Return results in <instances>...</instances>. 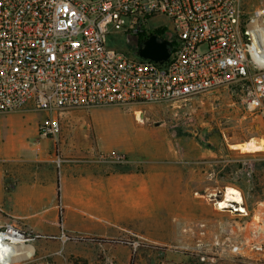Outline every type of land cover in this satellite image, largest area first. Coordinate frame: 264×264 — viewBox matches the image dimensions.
<instances>
[{"label":"built area","instance_id":"built-area-1","mask_svg":"<svg viewBox=\"0 0 264 264\" xmlns=\"http://www.w3.org/2000/svg\"><path fill=\"white\" fill-rule=\"evenodd\" d=\"M253 16L248 22L242 0H0V112L34 105L48 115L39 132L50 137L60 132L65 110L164 104L229 88L241 89L243 104L264 125V64L253 57L249 30L253 20H264V7ZM161 18L170 26L151 28ZM157 28L166 31L153 34ZM119 32L137 36L136 55L108 45ZM153 35L169 49L162 63L140 55ZM106 161L130 163L123 153ZM253 235L242 246L232 241L231 251L257 261L243 250L264 252V233ZM0 237L34 240L1 218Z\"/></svg>","mask_w":264,"mask_h":264},{"label":"rangeland","instance_id":"rangeland-1","mask_svg":"<svg viewBox=\"0 0 264 264\" xmlns=\"http://www.w3.org/2000/svg\"><path fill=\"white\" fill-rule=\"evenodd\" d=\"M261 7L264 0H242L248 22ZM160 24L170 26V20L156 19L151 28ZM108 45L136 55L138 38L122 32L111 33ZM242 95L241 89L222 88L178 102L60 112L64 132L75 128L88 130L90 145L96 149L103 144L107 149L125 153L130 164L151 163L153 211L148 208L138 214L123 213L116 227L109 221H97V225H105L106 236L64 229L60 234L35 232L30 243L33 255L10 264H256L234 254L230 249L233 240L229 237V226L251 222L264 205V151L249 153L231 147L237 142L264 138V125L243 104ZM19 109L29 111L36 119L48 116L32 104ZM24 118L29 115L25 113ZM5 121L0 115V143L8 153L20 140L41 148L48 144L45 139L37 140L32 126L21 123L8 126ZM79 148L86 151V141H81ZM66 160L82 159L72 154ZM140 168L145 171L143 166ZM229 187L240 191L247 217L216 207L215 203L223 199ZM194 198L201 201V221L187 225L184 218L193 215L186 209L195 205ZM64 201L58 199L56 211L61 228L67 216ZM86 219L89 220L88 215ZM91 239L106 242L93 243ZM242 240L239 235L240 246L245 244Z\"/></svg>","mask_w":264,"mask_h":264},{"label":"crops","instance_id":"crops-1","mask_svg":"<svg viewBox=\"0 0 264 264\" xmlns=\"http://www.w3.org/2000/svg\"><path fill=\"white\" fill-rule=\"evenodd\" d=\"M25 113L29 115L28 119L24 118ZM0 115L6 120V125L21 123L32 126L37 140L48 141L41 148L20 140L9 149V153L0 143V215L3 222L13 223L30 235L35 232L60 234L64 229L106 236L105 225H97V221H109L116 227L117 222L122 221L120 215L123 213L138 214L148 208L153 211L154 173L151 163L106 161L111 155L122 152L107 149L103 144L96 149L95 145H90L92 140L88 130L75 128L64 132L61 125L58 134L44 137L39 132V125L47 117L43 119L44 115H38L36 119L29 111L20 109L0 112ZM83 140L88 146L86 151L79 148ZM72 154L82 160H66ZM142 166L144 172L139 169ZM59 198L65 200L67 209L64 228L60 227L56 216ZM194 203L186 209L193 215L192 218H184L187 225L201 221V201L194 198ZM261 210L257 214L264 220V205ZM247 233L254 234V237L258 235L250 222L229 226V237L233 242H238L239 235L245 239ZM243 250L249 252L252 259H257L256 264H264V252H254L250 245Z\"/></svg>","mask_w":264,"mask_h":264},{"label":"bare ground","instance_id":"bare-ground-1","mask_svg":"<svg viewBox=\"0 0 264 264\" xmlns=\"http://www.w3.org/2000/svg\"><path fill=\"white\" fill-rule=\"evenodd\" d=\"M249 30L253 36V57L258 63L264 64V20H253L249 26ZM231 147L233 149L245 150L249 153L263 152L264 142L260 139L252 138L245 142H240L236 145L234 144V146L232 145ZM217 203L218 208L221 210H232L233 212L237 211L241 214L239 216H244V212H246L242 205L243 199L240 191L233 187L227 188L224 192L223 199ZM259 216V214L254 215L251 224L260 234H263L264 220H262ZM33 253L34 248L31 245L9 243L0 237V264H10L16 261L28 259L33 255Z\"/></svg>","mask_w":264,"mask_h":264},{"label":"water","instance_id":"water-1","mask_svg":"<svg viewBox=\"0 0 264 264\" xmlns=\"http://www.w3.org/2000/svg\"><path fill=\"white\" fill-rule=\"evenodd\" d=\"M140 55L144 59H149L155 62L162 63L169 57V49L166 43L158 42L155 35L151 36L144 44L140 46ZM264 142V138H259ZM234 146V144H232ZM230 146V144H229ZM218 208V203H215ZM220 209V208H218ZM229 211V210H228Z\"/></svg>","mask_w":264,"mask_h":264},{"label":"trees","instance_id":"trees-1","mask_svg":"<svg viewBox=\"0 0 264 264\" xmlns=\"http://www.w3.org/2000/svg\"><path fill=\"white\" fill-rule=\"evenodd\" d=\"M166 31L165 28H157L153 31V34H163L164 32ZM147 36L143 33V34H140L139 35V44H141L144 40V38H146ZM90 242H93V243H105L106 240L104 239H91Z\"/></svg>","mask_w":264,"mask_h":264}]
</instances>
